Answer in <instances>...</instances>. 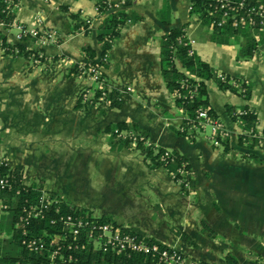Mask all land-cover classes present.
I'll return each instance as SVG.
<instances>
[{
    "label": "crops",
    "instance_id": "obj_1",
    "mask_svg": "<svg viewBox=\"0 0 264 264\" xmlns=\"http://www.w3.org/2000/svg\"><path fill=\"white\" fill-rule=\"evenodd\" d=\"M107 1L119 5L125 0ZM168 5L169 25L162 24L158 19L157 13L162 6V0H129L128 6L119 5L114 9L133 12L140 15L141 19L132 23L127 22L121 28L106 65L100 67V71L110 82V87L121 100V106L117 109H105L102 116L95 117L99 111V109L94 111L93 108L96 106H87L86 109L76 107L78 95L85 87V81L75 73L68 75V72L74 65L86 63L82 52L84 45H89L95 51V60L99 58L96 31L108 13L98 14L93 0H16L13 9L16 22L28 28L38 25L51 29L57 33V42L45 47H39L32 41H25L22 44L25 47L40 48L46 60L39 65H32L22 57H10L0 52L2 126L5 129L14 128L21 140H24L26 135L29 141L55 143L51 145L53 150L49 156L50 160H46L47 163L44 161L45 153L28 156L30 158L27 162L30 161L34 177L30 176L25 162L20 161L21 163L14 166L23 167L25 183L36 180L38 183L42 182L45 189L61 193L76 206H78L76 201H79L78 194L87 195L94 190L89 184L88 177L91 169H94L102 175V181L113 183L109 185L103 183L100 195L81 208L94 212L96 216H109L117 224L126 223L133 227V224L142 221L138 214L150 211L144 208L146 205L150 206V203L156 210H159L161 202L171 214L179 212L180 203L186 199L184 194L162 168L149 170L142 163L140 152L137 153L135 149L124 148L113 152L108 144H105L103 149L95 146L93 153H96V156L107 150V153L111 156L113 154V158L121 162L134 160L141 163L140 169L126 164L117 167L120 172L122 171L123 177L115 175L116 167L91 164V141L97 137L106 138L104 128L108 124L132 121L149 131L150 146L175 150L188 160L196 190L202 188L201 176L204 171L210 170L213 173V180L215 175L225 174L226 179L223 180L226 181L225 185L223 182L220 186H213L214 181L209 185L219 192L222 197L220 201L225 200L223 196L226 197L225 204L228 208L225 209L226 215L229 219L241 221L244 227L250 222L257 223L260 230L264 231V164L242 165L241 168H237L218 161L212 166L208 164V160L210 161L211 154L220 153L217 149L212 150L203 138L189 143L172 130L178 127L183 116L176 110L172 97L160 77L158 46L159 37L168 29L185 26V36L190 42L191 49L202 61L210 65L215 76L228 75L231 79L243 80L250 84V98L245 100L238 94L220 90L213 79L206 81L209 104L227 132L229 146L234 153H241L244 148L237 146L236 138L239 128L226 115L224 105L248 106L256 113L257 129L264 128V35L250 59L237 61L239 46L232 41L228 44L209 41L206 38V28L194 15H189V0H168ZM62 7H65L67 12ZM68 12L76 13L80 19L88 21L87 34L82 32V28L73 31V22L69 19ZM170 106L175 110H170ZM92 115L96 119L92 120L90 117ZM85 140L86 146L80 145L75 151V143ZM255 149L259 152L254 154L264 160V154ZM200 156L204 162L203 166L198 161ZM38 160L43 162L39 163ZM41 163H45L50 168L49 172L55 175L54 182L49 183L48 180L44 182L40 177L44 170L48 171ZM134 170H137V175L140 172L141 175L144 173L142 182L146 187L142 194H138L136 185H139L140 178L132 174ZM77 173L80 174L78 175L80 179L76 177ZM217 195L218 193L212 195L214 197L212 205L216 207V212L211 213L213 221L219 220L216 202L220 198ZM152 198L153 203L150 201ZM90 205L96 206L98 212ZM149 236L154 237L151 234ZM235 257L240 263L241 258Z\"/></svg>",
    "mask_w": 264,
    "mask_h": 264
},
{
    "label": "trees",
    "instance_id": "obj_2",
    "mask_svg": "<svg viewBox=\"0 0 264 264\" xmlns=\"http://www.w3.org/2000/svg\"><path fill=\"white\" fill-rule=\"evenodd\" d=\"M93 1L98 14L108 13L96 31V40L100 49L99 58L95 60V51L89 45H84L82 52L86 59V65L89 64L99 68L106 65L112 45L119 37L121 28L127 22L139 21L141 17L133 12L114 10V3H107L104 0ZM259 1L264 2V0ZM189 2V15H194L201 25L206 28V38L209 41L216 44H228L232 41L238 45L237 61L248 60L253 56L254 50L262 40L264 29L247 26L234 28L229 23L222 27L212 26V19L218 18L217 13L210 14V11L213 10V2L211 0H189ZM128 5L129 0H125L122 4V6ZM62 9L67 12L65 7H62ZM157 15L162 24H170L168 0H162V6ZM68 17L73 22V31L82 28L84 34L88 33L86 21L80 19L76 13L68 12ZM0 18H4L8 23L14 19V13L5 10V3L2 0H0ZM2 39L4 38L2 37ZM158 46L160 77L172 97L176 110L183 116L178 127L172 128V130L178 136L184 137L189 143L196 141L194 132L202 130L201 124L206 119L212 124L220 122L219 116L209 104L206 81L213 79L220 90L233 92L245 100L250 98V84L243 80L231 79L228 75L215 76V72L210 65L202 61L193 52L185 36V26L168 29L164 35L159 37ZM2 48L5 49L4 55L13 53V57L24 59H27L30 55L37 56L40 52V50L26 49L21 44L7 45L3 43ZM12 50H17V53L14 54L15 52H12ZM44 59L45 56L41 58L42 61ZM72 73L79 75V65H74L68 75ZM98 81L99 83L94 84L90 101L100 103L98 115L102 116L105 109L119 108L121 100L114 89L106 87L105 76L102 72L99 74ZM84 96L85 94L82 92L77 99L76 107H85ZM224 108L226 115L239 128V133L236 136L237 146L248 150L257 148L264 154V128L261 131L257 129L255 111L246 105L234 107L226 104ZM200 111L206 114V118H198ZM104 132L111 151L116 152L124 148L139 151L143 154L142 158L145 166L149 170L162 168L172 178L182 194L187 195L189 188L195 187L188 160L175 150L150 146V133L148 130L140 128L132 121H118L108 124L104 128ZM223 133L225 132L218 131L215 135L219 143L218 147H221L223 152H230L228 135ZM212 147L216 148V146ZM231 152L235 154L233 151ZM239 157L254 164L262 163L261 158L254 153H240ZM0 176H4L8 181L5 187L0 188V204L6 206L5 208L0 207V233L6 234L0 236V264L46 263L49 259V250L36 253L29 250L22 241L24 239H42L48 245L50 235L68 233L59 218L67 215L93 214L85 208L62 199L57 193L45 190L42 182L25 183L23 181V167H10L6 159L0 162ZM46 199L49 200L50 204H46ZM30 206H35L36 210L28 214ZM34 212L37 213L36 216L33 215ZM24 218L27 219L24 220ZM96 221L101 224L118 225L124 233L136 235L138 239H142L149 244H156L161 249H168L165 243L144 234L135 227L128 226L125 229L122 224L115 223L109 216H96ZM82 233H84V230H81L76 240L79 244H77V248H74V244H72V248L66 250L65 244H61L63 247L61 250L62 256L65 258L68 255L72 256V262H69V264L157 263V254L132 253L126 255L123 253L102 252L100 249L86 244ZM175 235L184 244L196 246V243L185 232L175 231ZM66 240L71 241L68 236ZM255 255L260 259L258 254ZM226 262L227 264H238V261L232 256H227Z\"/></svg>",
    "mask_w": 264,
    "mask_h": 264
},
{
    "label": "rangeland",
    "instance_id": "obj_3",
    "mask_svg": "<svg viewBox=\"0 0 264 264\" xmlns=\"http://www.w3.org/2000/svg\"><path fill=\"white\" fill-rule=\"evenodd\" d=\"M205 30V28H204ZM206 31V30H205ZM14 33V32H12ZM78 76V75H77ZM81 76V75H79ZM81 78L85 81V87L83 90L80 91L78 97L81 95L82 92L85 94V98L83 99L85 107L81 108H87V106H96L94 107V111L98 110L100 108V103L98 102H92L90 101V98L93 94V87L94 83H91L86 77L81 76ZM105 84L107 88L110 87V82H108L105 78ZM170 110L174 111L175 108L170 106ZM95 117H99L98 114L94 115ZM92 120H94L93 115L90 116ZM96 119V118H95ZM4 127L2 126L0 122V156L6 159L9 163V165L14 166L17 165L20 161L25 162V164L28 165V169L30 171V176L34 177V173L32 172L33 168L30 166V161H28V156L30 154H38V153H45L44 161L47 163L46 160H50L49 156L52 153L51 145H55L53 142H46V141H29L26 135H24V140H21L18 131L14 130V128L8 127L4 131ZM259 130V129H258ZM239 133V132H238ZM211 131L208 127L203 128L200 131L194 132L196 140L198 138H203L206 143L209 145V147L212 150L217 149L220 153L218 154H211L210 161L208 160V164L210 163L212 166L217 164L218 161H221L225 163L227 166H237V168H241L242 165L244 166H260V164H254L250 162L249 160L243 159L242 157H239L240 152L232 154L230 152H223L221 150V147L216 146V148H213L214 146L210 141V135ZM87 141L83 142H77L75 143L77 150V147L86 146ZM107 145L106 138H96L91 141V147H92V155H91V164L92 165H106L111 167H116L115 175L122 176V171L120 172V169H117V167L122 166L124 164L126 165H133V168H141V163L136 162L134 160L125 162L113 158V154L107 153V150L100 152L99 155L96 156L95 152V146L101 147L103 149V146ZM94 147V150H93ZM218 147V148H217ZM234 149V148H233ZM243 152L241 153H254L259 152L255 148L252 150L243 149ZM33 152V153H32ZM111 152V151H110ZM137 153L139 151L136 150ZM236 152V151H235ZM106 154V156H105ZM141 158L143 157V154H141ZM116 156V155H115ZM32 160V159H31ZM137 160V159H136ZM43 162L42 160H40ZM38 160V162L40 163ZM143 161V160H142ZM198 161L202 164L203 159L202 157H198ZM20 162V163H21ZM50 162V161H48ZM264 162V160H262ZM144 164V162H142ZM227 163V164H226ZM264 163H261V166H263ZM145 165V164H144ZM42 167H45L48 171H43V174L40 176L43 178L44 182L49 181V183L54 182V174H51L49 172V167L45 163H41ZM93 168V167H92ZM136 172V173H135ZM32 173V174H31ZM132 174H136L137 177L140 178L138 180L139 185H136V188L138 187V194H142L144 188L146 187V184H143L144 173L141 175V172L139 175H137V170L133 171ZM191 174L193 176V172L191 169ZM80 175L77 173L76 177ZM89 177V184L91 187H94V190H92L91 193H88L87 195L84 194H78L79 201H76L78 206L85 207L86 205L90 204V202H93L92 199L94 197H98L100 195V190L102 188L103 183L109 185V181H102V175L98 174L94 169H91ZM203 185L200 190H196L194 188H189V193L187 195H184L186 199L184 202H181L179 205V212L177 211L174 214H171L167 207L164 206V204H161L158 206L159 210L155 209L153 205L150 203V206H145L144 208L146 211L149 209L150 211L147 213L143 212V214H138V217L142 219L139 223L133 224V227L138 228L146 235H153L156 237L157 240H159L162 243H166L167 245L173 247L174 249L179 250L180 252L184 253L190 258H193L195 260L203 261L207 264H227L226 257L232 256L236 259L235 256L241 258L240 263L238 264H264V231L260 230V227L257 223L250 222L247 227H244L242 225L241 221H236L233 219H229V217L226 215V197L224 201L222 200V197H220L219 192L214 190L213 186H220L221 183L225 185L226 181H223L226 179V175H215V180H213V173L210 170L204 171L203 175ZM32 179V178H30ZM80 179V177H78ZM142 179V180H141ZM52 180V181H50ZM37 181V180H36ZM34 181V182H36ZM214 181V185L211 187L209 184H212L210 182ZM32 183V182H28ZM38 183V182H36ZM48 183V184H49ZM88 183V182H87ZM113 183V182H112ZM110 183V184H112ZM175 184V183H174ZM47 185V184H46ZM177 186V185H176ZM48 187V186H46ZM51 187V184H50ZM178 188V186H177ZM45 189V188H44ZM179 189V188H178ZM47 190V189H45ZM51 191V190H48ZM94 191V192H93ZM226 192V191H224ZM55 193H57L55 191ZM218 193V197L220 198L219 201L216 202V206L218 208V221H213L211 217V213L213 214L216 212V207L212 205V195H216ZM62 199L70 202L71 200L66 199L65 196H62L61 193H57ZM225 195V194H224ZM81 196V197H80ZM84 196V197H82ZM151 197V196H150ZM146 198V193H145ZM146 201L149 203V200L146 199ZM152 203L154 202L153 198L150 200ZM152 205V206H151ZM93 206L95 209V212H98L96 209V206ZM161 208L164 210L162 211ZM144 209V211H145ZM228 209V208H227ZM93 210V211H94ZM162 212H161V211ZM129 213V212H127ZM95 215V213L93 212ZM126 214V213H125ZM121 225V224H120ZM123 225L126 226H132L129 224L124 223ZM175 231H184L188 237L196 243V246H188V244H184L179 237L175 235ZM5 233H0V236H4ZM6 235V234H5ZM255 254H258L260 256V259L256 257ZM237 260V259H236ZM239 262V261H238Z\"/></svg>",
    "mask_w": 264,
    "mask_h": 264
},
{
    "label": "built area",
    "instance_id": "obj_4",
    "mask_svg": "<svg viewBox=\"0 0 264 264\" xmlns=\"http://www.w3.org/2000/svg\"><path fill=\"white\" fill-rule=\"evenodd\" d=\"M5 3V10L8 12H13L15 8L16 0H2ZM110 3L107 0H104ZM214 4L213 10L210 14L217 13L218 18H214L211 21L212 26L222 27L229 23L234 28L240 27H250L264 29V2L259 0H211ZM124 1H122V5ZM118 4H114V9H116ZM97 12V7L95 6ZM4 11V10H2ZM88 21H86L87 23ZM14 32V33H12ZM2 37L5 39H2ZM4 40V41H3ZM25 41H32L33 44L39 47H45L49 44H54L57 42V33L51 29H45L38 25L33 28L25 27L15 19H12L9 23L5 21L4 18H0V52L5 51L2 48V44L16 45L23 44ZM190 44V42H189ZM26 49L39 50L40 48L25 47ZM12 52L17 53V50H12ZM4 54V53H3ZM13 54V53H12ZM12 54L8 55L13 57ZM41 51L37 56L30 55L26 60L32 65L41 64L43 58ZM46 58L44 59V61ZM100 67H94L91 65L82 64L79 65V75L86 77L91 83H99ZM85 98V96H84ZM83 98V99H84ZM198 118H206V114L203 111L198 113ZM202 129L208 127L211 131L210 141L214 146H218L219 143L215 138L218 131L227 132L222 125L221 121L216 123L209 122L206 119L201 124ZM261 131V130H259ZM4 161L0 157V162ZM8 184L7 179L4 176H0V188L5 187ZM57 201L56 199H54ZM42 202V201H40ZM46 204H50L49 200L46 199ZM45 206V205H44ZM1 208L6 206L0 204ZM28 214H31L36 210L35 206H30L28 209ZM34 216L37 215L36 212L33 213ZM27 218H24L26 220ZM59 220L62 222L68 233L53 234L49 236L48 245L42 239H24L22 243L29 249L36 253H43L45 250L50 252L49 259L44 264H69L72 262V256L68 255L67 258L63 257L61 254L62 245L65 244L66 250L72 248H77L78 239L81 230L85 237V243L92 245L94 248L100 249L102 252H109L114 254H126L130 255L132 253L141 254H157L158 260L156 264H207L203 261L195 260L188 257L184 253L177 249L167 245L168 249H161L156 244H149L142 239H138L136 235H131L129 233L122 232V229L118 225L111 224H101L96 221V215L85 214L78 216L67 215L66 217H61ZM126 229L128 226L123 225ZM70 237L71 241L68 242L66 239ZM76 242V243H75ZM79 245V244H78ZM160 248V249H159Z\"/></svg>",
    "mask_w": 264,
    "mask_h": 264
}]
</instances>
